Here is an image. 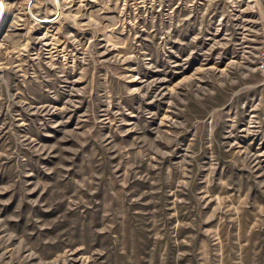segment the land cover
<instances>
[{
  "label": "rangeland",
  "instance_id": "374dc122",
  "mask_svg": "<svg viewBox=\"0 0 264 264\" xmlns=\"http://www.w3.org/2000/svg\"><path fill=\"white\" fill-rule=\"evenodd\" d=\"M8 1L0 264H264V0Z\"/></svg>",
  "mask_w": 264,
  "mask_h": 264
},
{
  "label": "bare ground",
  "instance_id": "6f19581e",
  "mask_svg": "<svg viewBox=\"0 0 264 264\" xmlns=\"http://www.w3.org/2000/svg\"><path fill=\"white\" fill-rule=\"evenodd\" d=\"M8 0H0V28L2 25V22L6 18L8 14ZM8 6V7H7ZM44 22H51V21H44Z\"/></svg>",
  "mask_w": 264,
  "mask_h": 264
},
{
  "label": "built area",
  "instance_id": "2783aa9c",
  "mask_svg": "<svg viewBox=\"0 0 264 264\" xmlns=\"http://www.w3.org/2000/svg\"><path fill=\"white\" fill-rule=\"evenodd\" d=\"M263 41H264V33H263ZM257 69L261 74H264V50H263V56L257 63Z\"/></svg>",
  "mask_w": 264,
  "mask_h": 264
}]
</instances>
